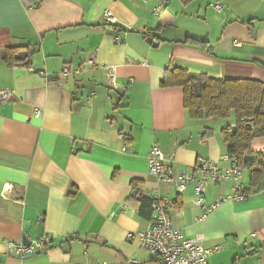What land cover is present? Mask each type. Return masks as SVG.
Returning <instances> with one entry per match:
<instances>
[{"label":"crops","instance_id":"crops-1","mask_svg":"<svg viewBox=\"0 0 264 264\" xmlns=\"http://www.w3.org/2000/svg\"><path fill=\"white\" fill-rule=\"evenodd\" d=\"M156 3L0 0V50L35 49L28 68L0 61V90L13 91L0 101L1 264L19 263L5 242H21L26 221L35 240L39 219L51 244L21 264L153 263L156 256L127 234L149 226L138 202L155 190L171 202L173 227L184 238L220 247L208 264H264V190L234 201L226 199L231 183L210 184L198 206L195 183L177 195L147 166L153 146L172 156L176 173H191L203 160L228 166L221 130L233 127L234 118L192 120L181 89L159 84L164 70L174 68L264 83V71L251 63H264V0H167L158 16ZM106 10L116 31L103 28ZM190 37L207 42L217 57L180 43ZM64 65L79 73L62 79ZM76 141L86 151L73 154ZM251 149L264 155V137L254 138ZM243 183L248 187L247 172Z\"/></svg>","mask_w":264,"mask_h":264},{"label":"trees","instance_id":"trees-1","mask_svg":"<svg viewBox=\"0 0 264 264\" xmlns=\"http://www.w3.org/2000/svg\"><path fill=\"white\" fill-rule=\"evenodd\" d=\"M186 5L192 0H180ZM104 29L116 31L118 26L105 22ZM61 30H63L60 27ZM58 29L57 31H60ZM160 27L156 31H159ZM127 32V30H121ZM132 33V32H130ZM148 34L143 33L142 38ZM198 48L201 52L217 57L213 48L207 43L190 38L180 42ZM35 49L29 46L7 47L0 50V61L7 67H30V59ZM264 71V63L252 61ZM54 81H48L53 84ZM161 89L179 88L182 91V104L192 120L217 118L226 120L234 116L235 132L227 126L221 130V138L226 153L234 157L239 168L245 169L248 176V187L244 194L251 191L264 190V155L256 154L251 149L254 138L264 137V83L254 79H212L204 75H195L185 69H166L163 72ZM138 183L132 181V189ZM138 214L149 220L151 217V200L141 197L138 202ZM175 210L180 209V202Z\"/></svg>","mask_w":264,"mask_h":264},{"label":"built area","instance_id":"built-area-1","mask_svg":"<svg viewBox=\"0 0 264 264\" xmlns=\"http://www.w3.org/2000/svg\"><path fill=\"white\" fill-rule=\"evenodd\" d=\"M167 0H157L156 6L152 9L153 15L158 16L166 7ZM215 11H221L218 4H210ZM104 22L113 23L112 15L109 11H104ZM41 77L46 78V73L42 70L37 72ZM78 70H71L64 65L60 77L68 78L72 74H78ZM108 82L115 86V79L110 74ZM13 91L0 90V101L7 102L12 98ZM40 111H34V118L40 117ZM224 161L228 162L227 167H221L217 162L203 160L196 163L195 170L191 173H176L172 166V156H166L159 148L153 146L148 154V173L159 182L169 183L174 187L177 195L183 194L189 184L195 183L194 194L195 203L204 206L203 191L207 185L229 182L232 185V194L226 198L234 201H242L246 198L245 190L249 187L243 183L245 169L237 166L234 157L224 156ZM149 199L151 200V217L147 229L128 233L129 240H138L140 247L154 254L156 260L153 263H139L136 260H129L123 264H208V259L213 253L220 250L219 246L205 248L199 239H187L182 236L180 231L175 229L172 224L171 210L172 205L169 199L163 197L159 191H152ZM208 212L209 210H205ZM51 244L49 236H42L38 240L30 241L28 246L19 243L5 242L6 247L14 257L18 259V264L22 260L32 255L41 253ZM1 264V263H0ZM97 264H109L100 262Z\"/></svg>","mask_w":264,"mask_h":264},{"label":"water","instance_id":"water-1","mask_svg":"<svg viewBox=\"0 0 264 264\" xmlns=\"http://www.w3.org/2000/svg\"><path fill=\"white\" fill-rule=\"evenodd\" d=\"M147 43L152 44L153 47H156V44L152 43L151 39L147 40ZM232 132H235V126L232 127ZM86 146L85 142L82 141H76L74 143V148H73V154H76L77 151H86L83 150V148ZM88 146H87V150H88ZM137 200H140V197H137ZM22 229H23V237L21 239V242L23 245L28 246L30 244L29 241V237L31 234V224L29 222H24L22 225ZM43 236V225H42V219H39L35 228V235L34 238L35 240H38L40 237Z\"/></svg>","mask_w":264,"mask_h":264},{"label":"rangeland","instance_id":"rangeland-1","mask_svg":"<svg viewBox=\"0 0 264 264\" xmlns=\"http://www.w3.org/2000/svg\"><path fill=\"white\" fill-rule=\"evenodd\" d=\"M63 68V67H62ZM233 116L229 119V121L226 119L225 121L223 120V121H221V122H228V123H230L231 122V120H233ZM219 120H222V119H219Z\"/></svg>","mask_w":264,"mask_h":264}]
</instances>
